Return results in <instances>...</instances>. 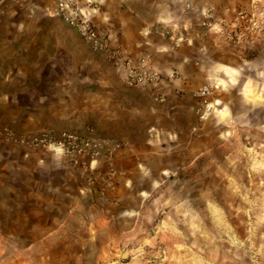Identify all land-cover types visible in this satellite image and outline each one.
I'll use <instances>...</instances> for the list:
<instances>
[{"label": "crops", "instance_id": "obj_1", "mask_svg": "<svg viewBox=\"0 0 264 264\" xmlns=\"http://www.w3.org/2000/svg\"><path fill=\"white\" fill-rule=\"evenodd\" d=\"M3 1V20L20 35L12 46L35 55L19 58L7 77L14 83L0 126L124 141L109 188L104 161L88 167L82 156L0 144L9 194L0 215L24 226L10 237L57 258L50 264H104L137 251L126 247L154 241L166 178L203 152L196 90L208 81L220 86L223 76L229 104L247 103L255 91L264 112V36L238 44L201 27L209 9L232 16L237 0H78L109 31L112 47L146 57L161 75L158 83L129 86L108 55L57 16L54 0Z\"/></svg>", "mask_w": 264, "mask_h": 264}, {"label": "rangeland", "instance_id": "obj_2", "mask_svg": "<svg viewBox=\"0 0 264 264\" xmlns=\"http://www.w3.org/2000/svg\"><path fill=\"white\" fill-rule=\"evenodd\" d=\"M232 16L206 12L201 27L238 44L264 36L230 35V26L239 12L261 18L264 0H237ZM4 1L0 0V111L14 82L7 80L22 56L35 50L12 46L20 35L12 32L3 20ZM218 19H225V31L211 29ZM11 40V42H10ZM180 40V39H178ZM210 99L212 110L203 118V152L197 160H187L181 174L166 178L161 213L153 229L154 241L127 246L137 251L114 260V264H264V112L261 97L252 92L250 99L236 98L228 103L225 77ZM17 88V87H16ZM5 130L17 135L37 133L0 126V144L5 147L40 148L6 141ZM53 130V129H51ZM56 131V130H55ZM0 178V206L9 199ZM0 215V264H50L57 258L39 256L27 250L10 234L24 226L4 222ZM31 248V247H30ZM61 261V258H58ZM111 263V262H110ZM109 262L104 264H110Z\"/></svg>", "mask_w": 264, "mask_h": 264}, {"label": "built area", "instance_id": "obj_3", "mask_svg": "<svg viewBox=\"0 0 264 264\" xmlns=\"http://www.w3.org/2000/svg\"><path fill=\"white\" fill-rule=\"evenodd\" d=\"M54 1L57 16L66 25L74 28L92 51L108 55L109 59L123 71L129 86L150 85L160 81V73L151 67L146 57L132 58L125 48L112 47L109 31L96 26L91 11L84 9L78 0ZM209 26L214 31L221 33L228 25L225 19H218ZM229 33L233 39H239L243 33L262 35L264 34V16L257 19L254 15L249 16L245 12H239L230 26ZM218 89L217 82L208 81L196 90L195 96L200 102L201 116L212 110L210 99ZM4 137L6 141L14 144L48 148L66 157L82 156L84 157L83 164L88 167H91L93 163L98 164L104 161L109 166V171L106 175H101V180L107 188L111 187L113 183L110 176L111 172H114L112 167L114 154L124 145L123 140H101L77 132H57L51 129L23 135H17L12 130H5ZM110 264H114V262Z\"/></svg>", "mask_w": 264, "mask_h": 264}]
</instances>
